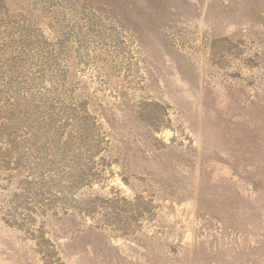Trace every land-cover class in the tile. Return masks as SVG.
Segmentation results:
<instances>
[{
    "label": "rangeland",
    "instance_id": "obj_1",
    "mask_svg": "<svg viewBox=\"0 0 264 264\" xmlns=\"http://www.w3.org/2000/svg\"><path fill=\"white\" fill-rule=\"evenodd\" d=\"M0 264H264V0H0Z\"/></svg>",
    "mask_w": 264,
    "mask_h": 264
}]
</instances>
